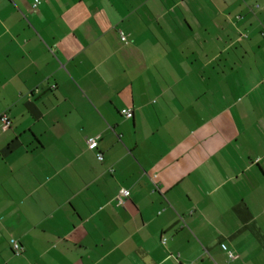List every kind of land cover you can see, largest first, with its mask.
<instances>
[{"label": "crops", "instance_id": "1", "mask_svg": "<svg viewBox=\"0 0 264 264\" xmlns=\"http://www.w3.org/2000/svg\"><path fill=\"white\" fill-rule=\"evenodd\" d=\"M3 114L0 264H264V0H0Z\"/></svg>", "mask_w": 264, "mask_h": 264}, {"label": "built area", "instance_id": "2", "mask_svg": "<svg viewBox=\"0 0 264 264\" xmlns=\"http://www.w3.org/2000/svg\"><path fill=\"white\" fill-rule=\"evenodd\" d=\"M38 4H39V2H36L35 7H37ZM122 41L127 42V37L122 36ZM126 116L129 118L132 117L133 112L131 110H129L128 112H126ZM0 120L4 125V128H9L11 126V120L7 114H3L0 117ZM99 142H100V136L88 138L87 139L88 149L91 151H97L99 149ZM97 159L101 162L104 161V156L101 152L97 153ZM130 194L131 193L129 190L122 189L118 195V204L122 205L124 202V199L128 198L130 196ZM164 242H165V240H164ZM11 245H12V248H13L16 256H21L23 254L24 249H23L22 245L16 239L11 240ZM223 249L227 250L225 245H223ZM229 257L232 259V258H234V255L232 253H229Z\"/></svg>", "mask_w": 264, "mask_h": 264}]
</instances>
